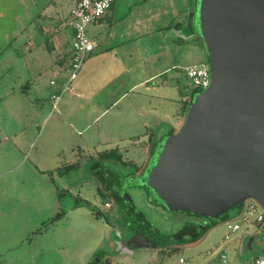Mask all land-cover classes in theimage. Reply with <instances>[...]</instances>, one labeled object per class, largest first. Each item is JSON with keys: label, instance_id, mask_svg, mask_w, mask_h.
I'll list each match as a JSON object with an SVG mask.
<instances>
[{"label": "rangeland", "instance_id": "rangeland-1", "mask_svg": "<svg viewBox=\"0 0 264 264\" xmlns=\"http://www.w3.org/2000/svg\"><path fill=\"white\" fill-rule=\"evenodd\" d=\"M170 2L165 0L164 8L161 7L169 16L170 5H173ZM61 5L67 13L73 2L0 0V138L7 123L14 129L15 121H26L27 115L35 123L38 122L35 117L40 115V128L50 113L59 115L53 110L50 98L61 95L68 82V74L56 75L53 58L46 50L52 35L42 32L41 28L47 25L43 12L58 9ZM168 21L162 19L160 24ZM64 33L68 43L72 44L71 34ZM199 40V54L212 73L204 42L201 37ZM190 63V59H185L175 66V70L171 69L153 81L152 86L163 85V89L158 91H147L146 87L139 86L147 72L159 67L153 58L147 63L146 59L134 57L132 63L126 64V69L130 68L127 72L119 65L99 64L94 70L83 66L81 77L69 84V88L74 87V91L81 94L83 89L79 83L86 84L89 90L94 91L98 104L82 120L83 125H89L87 131L81 136H72L77 147L72 154V162H63L58 174L52 172L57 186L58 207L54 214L44 207L27 208L25 219L32 221L25 222L22 218L16 219L23 210H18L16 205L10 207L9 212L14 213V209L17 212L9 222H0V235L3 234L0 242L6 241V247L11 250L6 249L5 256L0 257V264H179L181 259L184 264H209L212 260L217 262L220 255H226V264H249L264 255V222H257L262 209L254 200H247L214 219L190 216L186 212L173 213L161 205L156 206L151 200L153 192L139 186L147 171L138 176L136 172L144 168L154 143L161 141L158 146L162 151L173 134H170V126L163 123L176 119L175 103L170 97L177 98L179 113H183L186 102H189L186 96H192L196 91L186 75V67ZM111 71L118 75L117 80L102 88L104 74ZM85 73L88 74L87 80H83ZM172 74H175L173 79ZM17 76L21 79L17 80ZM51 81L56 84L52 85ZM130 83L137 85L136 88L130 90ZM116 85L118 94H113L106 102L98 101ZM15 92L23 93V96L9 98L10 93ZM162 92L164 97H159ZM65 96L69 97V93ZM166 96L168 98L164 99ZM19 105L21 110L17 109ZM138 107L144 109L138 111ZM146 107H152L153 113H148ZM101 108L108 110L97 119ZM182 115L184 124L185 112ZM106 124L113 125L112 129H107ZM33 130L36 131L35 128ZM6 135L10 138L9 134ZM117 155L123 156L125 164L117 160ZM107 202L113 207L106 208ZM251 205L256 209L249 210ZM49 215L53 217L51 220L47 219ZM143 220V225L138 222ZM188 223L207 227L208 231L198 240L174 238L173 235ZM236 223L241 228L233 232L229 225ZM137 225L150 231L156 241L143 237L139 240L137 235H129L138 234ZM36 230L41 234L39 237L10 238V235L32 234ZM45 237L48 239L44 240Z\"/></svg>", "mask_w": 264, "mask_h": 264}, {"label": "water", "instance_id": "water-1", "mask_svg": "<svg viewBox=\"0 0 264 264\" xmlns=\"http://www.w3.org/2000/svg\"><path fill=\"white\" fill-rule=\"evenodd\" d=\"M212 70L150 176L167 210L219 218L247 200L264 211V0L198 1Z\"/></svg>", "mask_w": 264, "mask_h": 264}, {"label": "crops", "instance_id": "crops-1", "mask_svg": "<svg viewBox=\"0 0 264 264\" xmlns=\"http://www.w3.org/2000/svg\"><path fill=\"white\" fill-rule=\"evenodd\" d=\"M198 1L171 0L170 3L173 2V5H170L172 8L169 10L171 13L169 16L161 9V7L164 8L165 0H115L112 9L99 22L88 28V35L94 41L95 49L83 66L86 65L87 68L94 70L99 64H108L111 67L119 65L120 69L127 72L130 68L126 69V64L132 63L134 57L146 59L147 63L153 58V61L160 65L154 69L155 71L147 72V76L142 79L139 86L146 87L147 91L163 89V85L152 86V82L161 78L163 74L171 72V69L175 70V66L183 63L185 59L192 61L187 67L205 64L202 54H199ZM71 10L66 13V8L61 5L58 9L54 8L43 12L47 18V25L41 30L52 35L50 46L46 50L53 58V68L58 77L62 75V70L67 65L72 48V44L68 43L64 33L65 31L69 32L73 42V30L69 25ZM162 19L169 20V23L161 25ZM82 73L83 67L76 80L70 83L65 82V88L62 89L63 91L60 90L62 92L61 95L59 94L60 102L57 109H53L59 115L57 117L50 113L44 119L43 128L39 126L40 115L35 117L38 120L37 123L30 120V116L27 115L26 121H15L14 129L7 123L5 131H1L3 137L0 138V222H4V220L9 222V219L15 216L17 212L15 209L14 213L8 211L13 205H16L18 210H23L16 216L18 220L22 218V222L31 220L25 219L24 211L27 208L44 207V209L51 210L53 214L57 209V186L54 184L52 172L58 174L63 162H72V154L77 150L72 136H81L87 131L89 125H83L82 120L88 113L94 111L98 104L95 101L94 91L89 90L86 84L79 83L83 89L81 94L76 93L74 87L69 88V84L77 81ZM92 76H90L91 82L94 80ZM174 76L175 74H172V79ZM117 78L118 75H115L114 71L108 75L104 74L102 88L115 83ZM16 79L20 80L21 76H17ZM87 79L88 74L85 73L83 80ZM136 86L130 83L128 88L132 90ZM117 91L118 86H112L110 91L102 96V100L98 99V101L101 103L108 101L113 94H118ZM67 93H69V97L66 98ZM163 93L159 97H164ZM16 95L23 96V93H10L9 98ZM189 97L186 96V100ZM167 98L166 96L164 99ZM170 100L175 103L174 118L176 117V119L174 122L163 123L170 126V134H175L183 126L184 116L182 114L184 113H179L181 110H178L177 98L170 97ZM19 101L21 103V100ZM50 102H52V97ZM17 109L21 110V105ZM140 109L144 108L138 107L137 110ZM99 110L101 114L97 119L108 109L101 108ZM153 111L152 107L147 108L148 113L152 114ZM52 120L54 121L51 122ZM171 121H173L172 118ZM141 122L144 126L146 125L144 119ZM109 127L112 129L113 125L106 124V128L109 129ZM34 128L36 131L33 130ZM6 134H9L10 138ZM101 136L103 137V133ZM160 142L156 141L154 144L159 145ZM79 149L85 151L82 148ZM65 158H68L69 161H66ZM52 216L49 215L47 219ZM37 222L38 220H35V223ZM34 232L10 235V238L22 240L41 235L36 233L37 230ZM28 240L31 241V239ZM6 249H8L6 241L0 242V257L5 256Z\"/></svg>", "mask_w": 264, "mask_h": 264}, {"label": "built area", "instance_id": "built-area-1", "mask_svg": "<svg viewBox=\"0 0 264 264\" xmlns=\"http://www.w3.org/2000/svg\"><path fill=\"white\" fill-rule=\"evenodd\" d=\"M73 8L70 13L69 25L73 30V43L68 56L67 65L62 70L68 74V82L76 80L81 72L85 61L89 58L95 49L94 41L88 35L90 25L99 22L113 7L115 0H72ZM186 75L194 85L195 89L204 92L211 87L212 73L205 64L193 65L186 68ZM54 84V82H52ZM68 89V88H67ZM53 109H57L60 102L59 95L52 96ZM108 206V204H107ZM256 206L251 205L249 210H255ZM263 216L260 214L257 222L261 223ZM233 232L240 230V225H229ZM226 255H220L217 262L212 260L209 264H226ZM179 264H184L181 259ZM249 264H264V255Z\"/></svg>", "mask_w": 264, "mask_h": 264}, {"label": "trees", "instance_id": "trees-1", "mask_svg": "<svg viewBox=\"0 0 264 264\" xmlns=\"http://www.w3.org/2000/svg\"><path fill=\"white\" fill-rule=\"evenodd\" d=\"M196 91L201 92L200 90L196 89ZM195 91V92H196ZM192 101L190 102H186L184 109H183V113L185 112V115L187 114L189 107L191 106ZM161 153V148L159 146L154 145L152 153H151V158L148 161L146 168L144 169L145 171H143L142 175L145 174V172L147 171V174H145L143 176V180L141 182V184H139L140 188H147L149 190H151L154 194V198L151 199L153 201L154 204H157L156 206H163L164 208L167 209V207L165 206V204L162 202V200L160 199V197L158 196L157 192L151 187L150 184V176H151V172L152 169L155 167V165L157 164V160L158 157ZM111 156V155H109ZM108 159V158H106ZM117 160L121 163V164H125L124 163V159L122 155H117ZM130 200V199H129ZM151 201V202H152ZM131 203V202H130ZM188 215L192 216L190 213H187ZM140 218L143 219V217L139 214ZM97 217H101L99 214H97ZM139 223L141 222V224L143 225L145 223V221H138ZM136 227H138V231L141 235V237L147 239V240H152L154 239L156 241V239L153 237L154 235L151 234L150 231H145L144 229H140V226L137 225ZM208 231L207 227H203L201 225H196V224H186L179 232H177L176 234L173 235L174 238L179 239L180 241L186 239L187 237L192 238L194 240H198L199 238H201L206 232ZM161 243V242H159ZM158 243V244H159ZM259 258V257H258ZM256 258V259H258ZM255 259V260H256Z\"/></svg>", "mask_w": 264, "mask_h": 264}, {"label": "flooded vegetation", "instance_id": "flooded-vegetation-1", "mask_svg": "<svg viewBox=\"0 0 264 264\" xmlns=\"http://www.w3.org/2000/svg\"><path fill=\"white\" fill-rule=\"evenodd\" d=\"M208 60H209V59H208ZM209 64H210V62H209ZM197 93H198V91L194 92L193 95L190 96V97L188 98L187 101H189V102H190V101H193V98H194V96H195ZM154 145L158 146L157 144H154ZM150 158H151V154L148 156L147 163H148V161L150 160ZM147 163L145 164V166H144L143 169H140V170H138V171L136 172V176L141 175V174L143 173L144 169L146 168ZM126 199H128V201L131 202V200H129V199H130L129 197H127ZM126 199H125V200H126ZM107 204L109 205V207L106 206ZM105 207H106V208H112L113 206H112L109 202H107V203L105 204ZM261 214H262V216H263V221H262L261 223H263V222H264V211H263V210L261 211ZM129 235H137V237H138L139 240H143L142 237L140 236L141 234H140L139 232H138V234H137V233H133V234L130 233ZM138 235H139V236H138Z\"/></svg>", "mask_w": 264, "mask_h": 264}]
</instances>
